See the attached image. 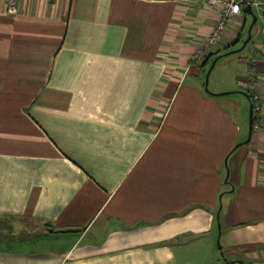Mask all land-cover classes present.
<instances>
[{
	"label": "crops",
	"instance_id": "crops-1",
	"mask_svg": "<svg viewBox=\"0 0 264 264\" xmlns=\"http://www.w3.org/2000/svg\"><path fill=\"white\" fill-rule=\"evenodd\" d=\"M205 1L0 0V264H264V37L189 62Z\"/></svg>",
	"mask_w": 264,
	"mask_h": 264
},
{
	"label": "built area",
	"instance_id": "built-area-1",
	"mask_svg": "<svg viewBox=\"0 0 264 264\" xmlns=\"http://www.w3.org/2000/svg\"><path fill=\"white\" fill-rule=\"evenodd\" d=\"M16 0H9L10 8L15 7ZM206 4L219 8L218 19L210 32L194 47L189 57V62L196 63L203 60L213 46L218 45L224 37L230 23L236 18L243 16L245 7L251 5L253 11L257 15V20L260 24V33L264 37V0H206ZM255 64V60L252 59ZM251 80L247 83L250 91L253 92V106L255 109L261 107L260 92L257 87V82L264 78L259 75L255 68L251 71ZM257 80V81H256ZM263 126L260 120L254 119L253 129H259Z\"/></svg>",
	"mask_w": 264,
	"mask_h": 264
},
{
	"label": "water",
	"instance_id": "water-1",
	"mask_svg": "<svg viewBox=\"0 0 264 264\" xmlns=\"http://www.w3.org/2000/svg\"><path fill=\"white\" fill-rule=\"evenodd\" d=\"M245 10H246L247 12H249V13L252 15V17H253L252 22H251V25H250V27H249V35H248L247 39H245V41H244V43L242 44L241 47L236 48V49H232V50L227 51L226 53H223V54L231 53V52H233V51H238V50L242 49V48L246 45V43L248 42V40L251 38V29H252L253 25H254V24L256 23V21H257V15H256V13L253 11L251 5H247V6L245 7ZM219 57H220V55L217 56V57H215V58L212 60V63H211V65H210V67H209V69H208V71H207V73H206V76H205V87H206L207 90H209V87H208L209 75H210V73H211L213 67L215 66V63H216V61H217V59H218ZM228 92H229V91H226L225 93H228ZM251 105H252V106H251V115H250V125H251V128H252V127H253V121H254V106H253V104H251ZM49 230L52 231L53 229L50 228ZM75 230H80V229H79V228H62V229H56L55 231L58 232V231H75Z\"/></svg>",
	"mask_w": 264,
	"mask_h": 264
},
{
	"label": "rangeland",
	"instance_id": "rangeland-1",
	"mask_svg": "<svg viewBox=\"0 0 264 264\" xmlns=\"http://www.w3.org/2000/svg\"><path fill=\"white\" fill-rule=\"evenodd\" d=\"M249 18H251V15L249 14ZM250 23V22H249ZM257 25H258V23H255V28L257 27ZM242 46V45H241ZM238 51H240V50H238ZM224 62H218L214 67H213V69H212V71H211V73H210V75H209V81H208V87L209 88H211V87H213V79H214V77H215V74L217 73V71H218V69H220V67L221 66H223L224 64H223ZM216 67V68H215ZM215 68V69H214ZM217 69V70H216ZM251 97H252V101H253V92H251ZM253 104H254V102H253ZM0 235H1V233H0Z\"/></svg>",
	"mask_w": 264,
	"mask_h": 264
}]
</instances>
